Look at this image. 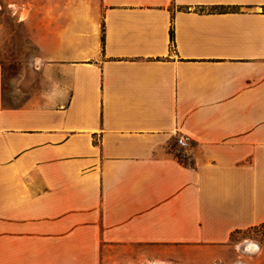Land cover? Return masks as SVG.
Masks as SVG:
<instances>
[{
	"label": "crops",
	"instance_id": "obj_1",
	"mask_svg": "<svg viewBox=\"0 0 264 264\" xmlns=\"http://www.w3.org/2000/svg\"><path fill=\"white\" fill-rule=\"evenodd\" d=\"M99 5L47 31L28 102L0 65V264H264L233 240L264 226V0Z\"/></svg>",
	"mask_w": 264,
	"mask_h": 264
},
{
	"label": "rangeland",
	"instance_id": "obj_2",
	"mask_svg": "<svg viewBox=\"0 0 264 264\" xmlns=\"http://www.w3.org/2000/svg\"><path fill=\"white\" fill-rule=\"evenodd\" d=\"M78 5L87 15L99 18V0H0V65L6 105H21L37 93L42 80L35 65L41 42L47 31H52L51 26H61L68 10ZM242 239L264 245V226L233 236L235 241ZM147 253L137 247L113 248L103 253V264H153L145 258Z\"/></svg>",
	"mask_w": 264,
	"mask_h": 264
},
{
	"label": "built area",
	"instance_id": "obj_3",
	"mask_svg": "<svg viewBox=\"0 0 264 264\" xmlns=\"http://www.w3.org/2000/svg\"><path fill=\"white\" fill-rule=\"evenodd\" d=\"M175 142L181 148H187L189 146V138L187 136H177Z\"/></svg>",
	"mask_w": 264,
	"mask_h": 264
},
{
	"label": "trees",
	"instance_id": "obj_4",
	"mask_svg": "<svg viewBox=\"0 0 264 264\" xmlns=\"http://www.w3.org/2000/svg\"><path fill=\"white\" fill-rule=\"evenodd\" d=\"M169 39H170V42L173 43L174 38H173V30L172 29L169 30Z\"/></svg>",
	"mask_w": 264,
	"mask_h": 264
}]
</instances>
